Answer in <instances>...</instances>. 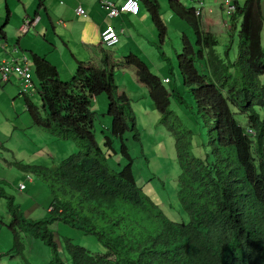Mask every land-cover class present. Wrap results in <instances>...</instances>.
I'll list each match as a JSON object with an SVG mask.
<instances>
[{
	"label": "trees",
	"instance_id": "16d2710c",
	"mask_svg": "<svg viewBox=\"0 0 264 264\" xmlns=\"http://www.w3.org/2000/svg\"><path fill=\"white\" fill-rule=\"evenodd\" d=\"M262 1L245 0L242 6L233 1L236 10L231 19L242 16L234 61L216 53L218 42L211 23L203 24L201 15L179 0L169 1L171 10L194 28L197 45L183 36V53L177 56L183 86L191 89L194 100V118L180 130L170 119V93L137 56L117 59L102 43L98 57L76 62L69 83L61 82L50 62L34 56L40 105L25 101L33 124L47 132H54L55 127L68 131L82 141L83 149L54 170L41 172L70 199L54 196L50 218H26L19 206L8 203L14 247H21L19 229L32 232L50 247V264H264V117L257 111V105L264 106ZM139 2L162 41L166 28L159 1ZM195 62L204 72L198 71ZM116 69L130 70L136 83L147 89L162 124L175 139L181 174L176 194L179 207L172 210L181 217L185 213L187 222L171 218L162 208L164 203L175 204L173 198L170 201L174 189L162 186L166 191L162 197L163 191L149 186L145 190L136 182L133 159L124 144L127 132L134 131V139L139 140L136 115L127 90L115 82ZM101 94L108 97L111 135L121 140L130 160L119 173L106 165L93 134L96 115L90 100ZM239 115L245 125L236 119ZM105 138L112 149L110 137ZM40 168L33 171L39 173ZM56 222L94 236L103 250L92 252L66 237L65 258L49 228Z\"/></svg>",
	"mask_w": 264,
	"mask_h": 264
},
{
	"label": "rangeland",
	"instance_id": "374dc122",
	"mask_svg": "<svg viewBox=\"0 0 264 264\" xmlns=\"http://www.w3.org/2000/svg\"><path fill=\"white\" fill-rule=\"evenodd\" d=\"M160 4V18L166 28V34L161 41L159 31L153 24L149 12L141 2V12L147 15V27L141 26L135 32V41L125 40L123 45L104 46L113 51L117 59L133 54L141 62L148 65L150 71L159 77L170 93L171 111L170 119L175 129L186 127L194 118V100L191 89L183 86L182 75L179 69L178 55L183 53V36L188 38L194 47L196 34L194 28L186 21L179 18L169 7L170 0H158ZM189 9H197L198 3L194 0H179ZM229 0H203L202 23H211L212 31L216 35L218 44L216 53L226 61H234L237 58L239 32L241 29L242 16L239 15L233 21L232 14L228 10ZM234 0H231V2ZM240 6L245 0H237ZM262 14L264 16V0L262 1ZM6 18V12L2 14ZM140 32V33H139ZM121 37L120 35H118ZM262 45L264 46V29L262 31ZM61 48L70 59V55L61 45ZM12 47L10 44L7 48ZM228 53V56L226 55ZM84 59L80 62H87ZM73 73L70 75L66 65L61 61L60 72L62 83H69L76 73L75 62L72 61ZM199 72H204L199 62H195ZM30 67L34 69V62L30 57ZM60 76V75H59ZM33 77L36 79L34 73ZM264 85V75L260 77ZM11 80L14 94H8V88H0V264H50L53 255L50 247L41 240L34 238L32 232L18 229L21 247H14V238L9 225L12 221V211L8 203L13 201L19 206L26 218L44 220L50 218L49 207L54 196L62 201H69V196L64 195L57 183L51 182L49 177H44L43 172L54 170L65 158L73 153L82 151L83 143L74 134L60 132L55 127L54 132H47L35 126L29 116L25 101L29 99L35 105H40L38 95V82L35 81L36 89L29 88L27 92ZM115 82L120 88H125L132 100V108L136 115L137 131L139 140L134 139V131L127 132L124 136V144L127 152L133 159L132 170L136 182L147 190V186L153 187L158 192L165 188L174 189L173 206L164 203L162 205L168 215L177 221H186L173 209L179 207L177 200V179L181 174L177 162L175 139L162 124L161 115L156 109L149 93L144 86L138 85L133 73L126 69H116ZM182 98H181V97ZM181 98V99H180ZM91 110L96 115L93 134L96 142L106 156V165L114 172H121L129 163V157L123 153L122 142L111 135L110 128L112 118L108 114V97L105 94L98 95L90 100ZM260 117H264V106L257 105ZM241 125H245L242 115L236 117ZM204 127L203 130H205ZM110 137L112 149L106 145V138ZM39 168V173L34 172V167ZM39 166V167H37ZM42 172V173H41ZM30 177V179H29ZM25 184V190H19V185ZM54 185L55 187H49ZM177 206V208L175 207ZM172 213L176 214V218ZM169 217V218H170ZM50 230L54 234V240L58 245L60 254L65 258L64 241L69 237L74 244L81 245L92 252L102 251V247L95 237L89 234L82 235V231L71 228L62 222L51 223Z\"/></svg>",
	"mask_w": 264,
	"mask_h": 264
},
{
	"label": "crops",
	"instance_id": "0c3cea01",
	"mask_svg": "<svg viewBox=\"0 0 264 264\" xmlns=\"http://www.w3.org/2000/svg\"><path fill=\"white\" fill-rule=\"evenodd\" d=\"M110 1L119 6L126 0ZM78 6L85 10V16L76 14L75 9ZM5 12L4 19L2 14ZM26 19H34L35 24L23 33L20 29ZM107 24L114 26L121 36L116 44L123 45L125 40H136L133 29L139 31L141 26L147 27V15L141 12L140 8L137 15L121 13L110 18L101 8L100 0H0V30L5 36L0 39V63L26 56L30 66V57L34 62V56H38L55 66L63 79L60 72L61 61L71 75L72 61L76 64L77 61L86 58L88 61L91 57L99 56L100 46H104L101 42V32ZM8 44L12 46L9 50ZM60 44L66 49L70 59ZM31 74L32 87L35 90L37 79L33 77L34 69H31ZM14 82L20 86L18 80ZM8 84L11 87L7 93L15 95L14 88L17 86L11 81H0V88L7 89Z\"/></svg>",
	"mask_w": 264,
	"mask_h": 264
},
{
	"label": "built area",
	"instance_id": "2783aa9c",
	"mask_svg": "<svg viewBox=\"0 0 264 264\" xmlns=\"http://www.w3.org/2000/svg\"><path fill=\"white\" fill-rule=\"evenodd\" d=\"M198 3L199 7L194 9L196 16L201 15V10L203 8L204 2L203 0H194ZM101 8L107 12V16L110 18L117 17L121 13H130L133 15H137L140 6L138 0H126L123 4L116 6L110 0H100ZM228 10L233 14L236 10V6L234 2L229 0L227 2ZM77 15L85 16L86 12L81 7L78 6L75 9ZM35 24L34 19H26L21 25V31L24 33L26 32L29 27ZM119 40L118 33L114 26L111 24H107L103 31L101 32V42L105 45L112 46L115 45ZM32 74L31 68L28 63V59L26 56L21 57L18 60L14 61H3L0 63V81L2 83L10 82L11 80H18L20 86L22 87L23 92H27L29 88L32 87ZM30 179V177H29ZM25 188V184H21L19 186L20 190Z\"/></svg>",
	"mask_w": 264,
	"mask_h": 264
}]
</instances>
